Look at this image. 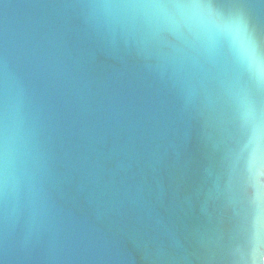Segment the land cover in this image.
Segmentation results:
<instances>
[{
	"label": "water",
	"instance_id": "water-1",
	"mask_svg": "<svg viewBox=\"0 0 264 264\" xmlns=\"http://www.w3.org/2000/svg\"><path fill=\"white\" fill-rule=\"evenodd\" d=\"M200 2L0 0V264H264L233 243L249 76Z\"/></svg>",
	"mask_w": 264,
	"mask_h": 264
},
{
	"label": "snow or ice",
	"instance_id": "snow-or-ice-1",
	"mask_svg": "<svg viewBox=\"0 0 264 264\" xmlns=\"http://www.w3.org/2000/svg\"><path fill=\"white\" fill-rule=\"evenodd\" d=\"M211 16L226 11L228 22L221 29L239 53L249 76L239 121L240 140L235 157L242 210L233 229L235 248L243 253L253 243L264 244V26L255 23L243 0H201L194 5Z\"/></svg>",
	"mask_w": 264,
	"mask_h": 264
}]
</instances>
